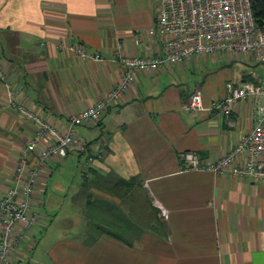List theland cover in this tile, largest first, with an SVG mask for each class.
<instances>
[{
	"label": "crops",
	"instance_id": "crops-1",
	"mask_svg": "<svg viewBox=\"0 0 264 264\" xmlns=\"http://www.w3.org/2000/svg\"><path fill=\"white\" fill-rule=\"evenodd\" d=\"M161 2L0 0V67L9 86L0 80V195L14 184L17 157L36 129L9 104L8 89L16 102L63 132L70 115L92 105L120 79L122 67L113 56L118 43L127 55L161 49L159 37L147 35ZM137 35L148 47L135 45ZM69 43L100 59L81 58L61 47ZM211 54L221 52L195 55L187 65ZM181 69L138 73L99 121L75 127V138L87 147L44 165L33 194L37 223L4 264H264V181L229 171L179 168L186 150L206 160L226 154L252 128L255 103L238 99L226 116L222 106L212 107L226 89L205 83L203 109L189 111L190 94L200 85L174 82ZM51 141L47 137L39 145ZM72 154L87 160L77 191L84 213L73 231L55 225L70 219L51 215L45 205L49 184L54 193L49 202L59 193L52 176L64 170ZM34 162L32 154L29 164ZM90 195L98 204L93 219L109 231L92 242L84 211Z\"/></svg>",
	"mask_w": 264,
	"mask_h": 264
},
{
	"label": "built area",
	"instance_id": "built-area-1",
	"mask_svg": "<svg viewBox=\"0 0 264 264\" xmlns=\"http://www.w3.org/2000/svg\"><path fill=\"white\" fill-rule=\"evenodd\" d=\"M147 35L159 37L161 49L149 55H127L122 53L121 44L118 43L113 56L122 67L120 79L92 105L70 115L63 132L16 102L14 91L8 89L9 104L24 118L31 119L36 129L17 157L13 170L14 184L0 195V264L9 259L37 223L33 194L44 165L68 150L83 151L88 144L75 138V127L99 121L106 106L118 101L130 89L138 73L156 71L181 64L195 55L213 52L249 53L258 63L264 64V20L262 25L255 22L251 0H162L155 24L147 30ZM134 42L136 46L144 43L140 35L135 36ZM61 47L81 58L100 59L98 53L74 43ZM0 80L8 86L1 67ZM225 89L226 96L213 103L212 107L222 106L224 115L228 116L231 103L251 98L256 112L252 128L241 134L226 154L214 160L201 159L192 150L184 151L179 168L182 171L213 173L229 171L232 175H250L264 181V159L261 158L264 157V77L254 75L252 80L240 78L227 81ZM185 108L189 111L203 109L199 87L190 94ZM47 137L52 141L40 146V141ZM32 154L35 155V162L29 164ZM92 159V156H88V161Z\"/></svg>",
	"mask_w": 264,
	"mask_h": 264
},
{
	"label": "rangeland",
	"instance_id": "rangeland-1",
	"mask_svg": "<svg viewBox=\"0 0 264 264\" xmlns=\"http://www.w3.org/2000/svg\"><path fill=\"white\" fill-rule=\"evenodd\" d=\"M205 56V55H204ZM203 56V57H204ZM249 53H225L206 55L204 62L187 65V61L181 64L170 66H179L181 74L174 78V82H187L189 86L193 85L195 81L200 85L201 91L206 83L214 90L220 87L225 88L227 81H233L236 78H244L253 74L255 76L264 77V64L258 63ZM169 66V67H170ZM66 165L64 170L52 176L58 185V192L49 202L51 194L50 184L47 191V212L51 215L59 214L60 216L68 217L70 220H62L55 222L63 229H71L72 231L78 229V222H81L83 215V206L77 203V191L81 189V182L84 180L81 171L87 168L86 155L72 154L66 158ZM57 192V191H56ZM54 208L51 211L50 208ZM85 215L86 213V209ZM70 234V233H69Z\"/></svg>",
	"mask_w": 264,
	"mask_h": 264
},
{
	"label": "trees",
	"instance_id": "trees-1",
	"mask_svg": "<svg viewBox=\"0 0 264 264\" xmlns=\"http://www.w3.org/2000/svg\"><path fill=\"white\" fill-rule=\"evenodd\" d=\"M251 9H252L253 18L255 22L259 25H262V21L264 20V0H251ZM96 206H98L97 200L92 199L90 195L88 200L86 201V213H87L88 218L90 219V232L88 233V238H89V241L91 242L94 241L97 238V236L101 234L102 232L104 231L109 232L105 227L102 226V224H100V222L98 223L97 221L96 223L95 220L93 219L94 217L92 214V210ZM102 207H104L105 210H107V205H102ZM110 235L116 239L123 240L124 242L126 241L123 238V236L120 234L112 233Z\"/></svg>",
	"mask_w": 264,
	"mask_h": 264
}]
</instances>
